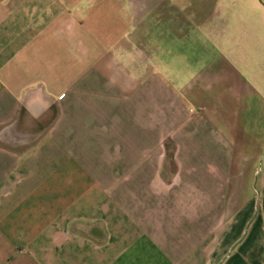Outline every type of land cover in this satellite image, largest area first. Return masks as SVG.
Returning a JSON list of instances; mask_svg holds the SVG:
<instances>
[{
    "label": "crops",
    "instance_id": "obj_1",
    "mask_svg": "<svg viewBox=\"0 0 264 264\" xmlns=\"http://www.w3.org/2000/svg\"><path fill=\"white\" fill-rule=\"evenodd\" d=\"M216 2L0 0V264H264V34Z\"/></svg>",
    "mask_w": 264,
    "mask_h": 264
},
{
    "label": "rangeland",
    "instance_id": "obj_2",
    "mask_svg": "<svg viewBox=\"0 0 264 264\" xmlns=\"http://www.w3.org/2000/svg\"><path fill=\"white\" fill-rule=\"evenodd\" d=\"M213 0H184L186 4V8L192 12L200 11L204 12L210 6ZM218 2V10H219V17L226 18L228 17L231 25L238 26L239 23L243 21L247 22V25L250 26V31L253 34H256V31L260 35V43L262 44V33L264 34V0H216ZM240 33L233 36L235 42H238V38H242ZM238 37V38H237ZM253 39L255 36L252 37ZM242 40V39H241ZM260 44V46H261ZM242 46L239 47V52H236L238 55H242L244 52L242 51ZM252 55L254 56L255 60L264 59V49L255 47L252 48ZM245 54V53H244ZM256 62V63H257ZM252 63L246 61L242 63V67L249 68ZM262 68L264 69V63H261ZM254 69L257 70L258 65L253 63ZM173 165H171L172 167Z\"/></svg>",
    "mask_w": 264,
    "mask_h": 264
},
{
    "label": "water",
    "instance_id": "obj_3",
    "mask_svg": "<svg viewBox=\"0 0 264 264\" xmlns=\"http://www.w3.org/2000/svg\"><path fill=\"white\" fill-rule=\"evenodd\" d=\"M259 1H260V0H259ZM238 241H239V239L235 240V241L229 246V248H228V250H227L226 253H228ZM226 253L222 256V258L226 255ZM222 258H221V259H222Z\"/></svg>",
    "mask_w": 264,
    "mask_h": 264
},
{
    "label": "trees",
    "instance_id": "obj_4",
    "mask_svg": "<svg viewBox=\"0 0 264 264\" xmlns=\"http://www.w3.org/2000/svg\"><path fill=\"white\" fill-rule=\"evenodd\" d=\"M168 145V151H169V153H168V156H170V163H171V165L173 164V162H172V157H171V150H169V145H170V148L172 147V145H171V143H168L167 144V142H166V146Z\"/></svg>",
    "mask_w": 264,
    "mask_h": 264
}]
</instances>
